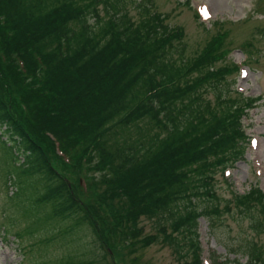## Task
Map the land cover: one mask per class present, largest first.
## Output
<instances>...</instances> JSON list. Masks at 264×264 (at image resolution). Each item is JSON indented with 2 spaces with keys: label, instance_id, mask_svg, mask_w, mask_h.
Here are the masks:
<instances>
[{
  "label": "trees",
  "instance_id": "obj_1",
  "mask_svg": "<svg viewBox=\"0 0 264 264\" xmlns=\"http://www.w3.org/2000/svg\"><path fill=\"white\" fill-rule=\"evenodd\" d=\"M167 20L152 0H0L1 137L21 172L10 170L4 184L7 199L26 193L43 211L52 237L43 248L90 232L105 256L134 239L135 252L161 243L181 264H202L199 220L213 225L220 214L215 176L244 159L242 122L259 98L229 90L239 68L219 66L226 30L189 58L184 28ZM233 203L264 233L261 189ZM145 218L155 235H145ZM246 255L264 264L256 244ZM58 263L106 264L74 254Z\"/></svg>",
  "mask_w": 264,
  "mask_h": 264
},
{
  "label": "rangeland",
  "instance_id": "obj_2",
  "mask_svg": "<svg viewBox=\"0 0 264 264\" xmlns=\"http://www.w3.org/2000/svg\"><path fill=\"white\" fill-rule=\"evenodd\" d=\"M152 3L158 12L168 16L167 22L171 27L184 28L186 37L183 44L185 56L189 58L200 53L213 35L226 30L227 40L232 42V52L227 55L226 62L219 61V66L236 64L241 68L239 73L228 77L229 90L233 94L241 93L244 97L259 98L243 119L250 138L244 159L234 169L225 173L218 171L215 176L214 190L219 197L220 214L214 215L213 225L210 218L202 217L198 228L204 263L213 264V257H216L218 262L231 264L239 261L247 264L246 250L250 242L264 252V233L258 235L251 229L249 219L235 207L233 194H245L256 187L264 191V0H152ZM129 8L132 17L138 20L136 7L130 5ZM196 13L200 16L208 13L210 17L197 18ZM205 97L212 100L214 94L209 91ZM3 131L0 128V137ZM13 164L14 153L1 137L0 264H57L68 254L84 258L103 255L106 264H181L172 249L161 243L152 244L143 250L136 249L135 252L137 242L134 239L129 241L131 245L128 248L113 244V257L105 256L104 250L90 232H84L79 243H53L43 248L39 241L42 238L52 239L45 231L48 222L46 216L41 215L43 211L32 209L31 202L34 199H29L26 193L18 196V199H7L4 184L7 173L13 170L17 178L21 176L20 170ZM229 201H232L229 203L231 208L227 206ZM207 204L210 203H201L200 206L205 207ZM35 212L39 217L35 224H31L30 218ZM140 226L144 228L145 235L158 232L155 222L146 218ZM24 228L35 232L45 231V234L41 238L36 234L25 235ZM56 230L51 226L48 232L55 234ZM18 234H23V237Z\"/></svg>",
  "mask_w": 264,
  "mask_h": 264
}]
</instances>
